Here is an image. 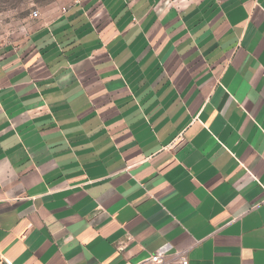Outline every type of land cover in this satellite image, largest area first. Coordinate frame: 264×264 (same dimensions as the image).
Here are the masks:
<instances>
[{
  "label": "crops",
  "instance_id": "1",
  "mask_svg": "<svg viewBox=\"0 0 264 264\" xmlns=\"http://www.w3.org/2000/svg\"><path fill=\"white\" fill-rule=\"evenodd\" d=\"M165 244L264 264V0H75L0 50V255Z\"/></svg>",
  "mask_w": 264,
  "mask_h": 264
},
{
  "label": "rangeland",
  "instance_id": "2",
  "mask_svg": "<svg viewBox=\"0 0 264 264\" xmlns=\"http://www.w3.org/2000/svg\"><path fill=\"white\" fill-rule=\"evenodd\" d=\"M75 0H0V50L14 46L31 33L36 17L63 8Z\"/></svg>",
  "mask_w": 264,
  "mask_h": 264
},
{
  "label": "built area",
  "instance_id": "3",
  "mask_svg": "<svg viewBox=\"0 0 264 264\" xmlns=\"http://www.w3.org/2000/svg\"><path fill=\"white\" fill-rule=\"evenodd\" d=\"M33 16L39 18L40 14L34 11ZM3 262L11 264L0 255V264ZM137 264H190V261L186 251H172V246L165 244Z\"/></svg>",
  "mask_w": 264,
  "mask_h": 264
}]
</instances>
